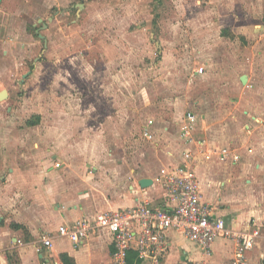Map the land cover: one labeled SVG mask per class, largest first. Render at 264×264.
Instances as JSON below:
<instances>
[{
  "label": "rangeland",
  "instance_id": "rangeland-1",
  "mask_svg": "<svg viewBox=\"0 0 264 264\" xmlns=\"http://www.w3.org/2000/svg\"><path fill=\"white\" fill-rule=\"evenodd\" d=\"M263 19L264 0H0L8 146H106L155 173L188 110L205 146H264Z\"/></svg>",
  "mask_w": 264,
  "mask_h": 264
},
{
  "label": "crops",
  "instance_id": "crops-1",
  "mask_svg": "<svg viewBox=\"0 0 264 264\" xmlns=\"http://www.w3.org/2000/svg\"><path fill=\"white\" fill-rule=\"evenodd\" d=\"M11 94L6 88L0 90V264H65L62 253L76 264H114L116 245L108 229L94 230L84 243L75 245L58 228L144 201L171 208L166 175L185 162L192 164L202 200L212 205L216 215L233 228L261 229L246 256L248 264H264V146H205L194 139L199 117L192 110L178 121L184 144L176 163L155 173L151 162L135 157L133 161L126 154L115 157V150L104 156L106 146H28L23 141L21 146H8L9 131L19 119L16 108L4 104ZM189 112L196 114V120L183 135ZM26 122L35 124L32 118ZM38 122L37 130L42 126ZM186 152L191 153L189 160ZM215 158L227 163L221 175L210 164ZM142 178H151L152 183L143 187ZM43 232L52 235V246L42 243ZM166 235V248L157 256L142 258L140 264H232L234 260L233 239L218 238L207 252L181 230L170 228ZM137 237L138 232L131 249L138 252Z\"/></svg>",
  "mask_w": 264,
  "mask_h": 264
},
{
  "label": "built area",
  "instance_id": "built-area-1",
  "mask_svg": "<svg viewBox=\"0 0 264 264\" xmlns=\"http://www.w3.org/2000/svg\"><path fill=\"white\" fill-rule=\"evenodd\" d=\"M202 70L199 69L200 72ZM195 120L196 114L189 112L183 135L189 132ZM185 157L189 160L191 153L186 152ZM166 183L168 197L173 204L171 208L155 207L144 201L103 212L93 219L84 218L72 225L63 224L58 228V233L68 237L75 245H80L94 230L106 228L114 235V264H127L128 251L137 232V249L140 257L145 258L157 256L163 251L167 244L166 231L175 228L207 252L218 238L233 239L237 248L232 264H248L246 253L262 235L260 228L252 231L233 228L222 216L216 215L212 205L202 200L193 166L189 162L168 172ZM41 240L45 246H52L50 233L43 232Z\"/></svg>",
  "mask_w": 264,
  "mask_h": 264
},
{
  "label": "trees",
  "instance_id": "trees-1",
  "mask_svg": "<svg viewBox=\"0 0 264 264\" xmlns=\"http://www.w3.org/2000/svg\"><path fill=\"white\" fill-rule=\"evenodd\" d=\"M264 20V19H263ZM62 260L65 264H76L75 259L73 257H71L69 254L67 253H62L61 254ZM142 258H140L138 256V252L131 249L128 252V256H127V264H140Z\"/></svg>",
  "mask_w": 264,
  "mask_h": 264
},
{
  "label": "water",
  "instance_id": "water-1",
  "mask_svg": "<svg viewBox=\"0 0 264 264\" xmlns=\"http://www.w3.org/2000/svg\"><path fill=\"white\" fill-rule=\"evenodd\" d=\"M241 80L243 83L247 82L248 80V77L246 74H243L241 76ZM152 183V179L151 178H142L140 180V184L143 186V187H146V186H149L150 184Z\"/></svg>",
  "mask_w": 264,
  "mask_h": 264
}]
</instances>
